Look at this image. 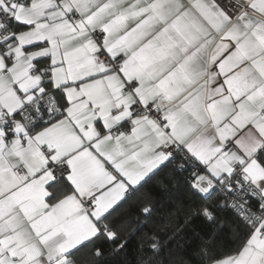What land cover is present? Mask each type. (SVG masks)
<instances>
[{"label": "snow or ice", "instance_id": "1", "mask_svg": "<svg viewBox=\"0 0 264 264\" xmlns=\"http://www.w3.org/2000/svg\"><path fill=\"white\" fill-rule=\"evenodd\" d=\"M0 264H264V0H0Z\"/></svg>", "mask_w": 264, "mask_h": 264}, {"label": "trees", "instance_id": "2", "mask_svg": "<svg viewBox=\"0 0 264 264\" xmlns=\"http://www.w3.org/2000/svg\"><path fill=\"white\" fill-rule=\"evenodd\" d=\"M172 192V177L169 170L164 169L152 177V179L140 190L136 198H134V203L136 205L143 204L150 199L156 208L153 218L148 221L147 226L144 228L145 231L160 227H167L170 229L177 223L176 220L168 215V213L173 210L172 206L175 203V198L171 195ZM126 211L129 216V227L135 228L136 218L140 217V219H143V217L140 216L137 207H127ZM189 227L195 228L197 232H201L207 225L196 222ZM176 239L179 241V237H176ZM173 247L177 257H179L181 252L180 245H173Z\"/></svg>", "mask_w": 264, "mask_h": 264}]
</instances>
